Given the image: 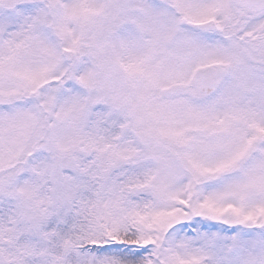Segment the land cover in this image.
I'll return each instance as SVG.
<instances>
[{"label": "snow or ice", "instance_id": "1", "mask_svg": "<svg viewBox=\"0 0 264 264\" xmlns=\"http://www.w3.org/2000/svg\"><path fill=\"white\" fill-rule=\"evenodd\" d=\"M0 264H264V0H0Z\"/></svg>", "mask_w": 264, "mask_h": 264}]
</instances>
